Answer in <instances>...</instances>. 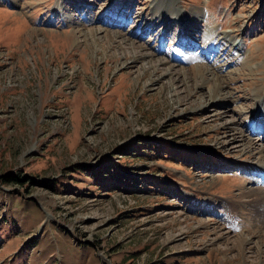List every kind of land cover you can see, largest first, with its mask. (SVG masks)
<instances>
[{
  "label": "rangeland",
  "instance_id": "obj_1",
  "mask_svg": "<svg viewBox=\"0 0 264 264\" xmlns=\"http://www.w3.org/2000/svg\"><path fill=\"white\" fill-rule=\"evenodd\" d=\"M154 1L0 0V264H264V183L250 172L264 164L249 146L263 126L247 129L264 96V0H177L181 17L198 8L207 19L179 45L174 22L154 55L161 71L119 47L129 40L152 53L138 19H120L127 10L144 25ZM113 10L118 21L105 16ZM212 26L248 53L244 61L224 43L202 54L226 64L198 66L223 67L234 102L226 115L203 107L216 82L207 75L199 87L187 56ZM173 49L187 57L170 60ZM238 132L249 147L234 142Z\"/></svg>",
  "mask_w": 264,
  "mask_h": 264
},
{
  "label": "bare ground",
  "instance_id": "obj_2",
  "mask_svg": "<svg viewBox=\"0 0 264 264\" xmlns=\"http://www.w3.org/2000/svg\"><path fill=\"white\" fill-rule=\"evenodd\" d=\"M152 8L154 10L153 11V15H152V17L150 19H147L144 22V25L142 23H140L141 19H139V17L134 15V13H129L127 10L123 11V14L121 15V19H120V21L122 20L123 22H125V25L129 21L135 22V19L136 20L138 19L137 23L139 24V27L137 28L136 32H138L139 28L142 27V32L143 33L145 31L151 33L152 38L150 39V42L151 43L152 42L156 43L155 48L153 47L152 53H142L144 55H141V52L142 51L143 52L147 51V48L144 45L143 46H137L136 43L129 44V40H127V41L125 40V42L120 43L119 47H121V50L123 51L125 56L132 55V56H135V57L137 56L139 58L141 56H144V58H146V59H151V61L148 63V65L151 68L155 69V71H158V70L161 71V68L164 65H166V61L165 60H159L157 62H154V59H155L154 55H155V53L159 52L160 47L161 48L164 47L165 40H164L163 36L169 31V29L174 24V22L177 21L184 29V33H179L180 35H178L179 42H178L177 45H179V44H181L180 42L182 41V39H181L182 37L187 36V33H193V32H189V31H191V29L194 28L197 25V23L200 24L201 22L206 21L207 18H206V12L204 10H200L198 8L196 10H192L191 13H193L192 14L193 18L192 17L189 18L188 16L181 17V12L177 9V0H155L153 2ZM174 11L178 12V15H179L177 17L178 19L177 18L176 19H174V18L164 19L163 18L164 14L169 13V12L171 13V12H174ZM52 13H53L54 16L60 17L63 20H64V17L66 16L64 14L63 10L60 9V8L57 9V10H54ZM116 13L117 12H115V10H113V12H111L109 14H105V16L106 17L107 16H111L114 19H117V21H118L119 16ZM133 15H134V17H133ZM125 16L129 17V20L124 19ZM188 19H192V22L189 23L187 21ZM108 25L112 26L111 22H109ZM160 27H161V29L157 33H155V30L160 28ZM218 30H219L218 27H213L212 26L211 29L209 30V32H205V34H204L205 35V40H203V42H202L203 47H202L201 51L198 54H195V53L194 54H188L187 53V56L188 55H193V57H195L196 60H197V64L191 69L192 72L195 73V77H194L195 82H198V79L200 77L203 76V78H204L207 75L209 76L211 81H215L216 82L214 84V89L209 93V99L207 100V102H205L203 104V107L204 108H213V111H217L218 107H223V108H221V110L224 111L223 115H226V114H228L230 112V110L228 109L229 104H233L234 102H233L232 94L223 95V88H222V86L220 84L221 83V79H222V77H221L222 73L221 72L224 71L223 67L222 68H218V67H215L213 65V67H215L214 69L208 68L206 70L203 69L204 67H198V66H201L200 64L204 63L205 61H207L209 63L208 64L209 66H210L211 63H218L219 66L222 65V66L226 67V64H223L224 60H220V57H218V56L216 57V59L213 60L212 57L202 58V54L208 55L211 52L212 53L216 52L215 50L217 48L221 49V44H224V43H226V45L228 43L231 44V47L233 49H235V50L237 49L239 51L240 55L237 54V58L239 56L240 57L245 56L244 61H246V57H247L248 53L244 52V49L241 50L242 47H240V42H236L235 40H233L232 35H231L232 31H230V32L226 31V32H222L221 34H219ZM111 36H113V35H110V37ZM115 36H117V34ZM106 37L107 36H105L104 39ZM87 38H89L94 45L99 44L100 40H101L100 38L96 37V31L88 32L87 33ZM106 41H107V39H106ZM194 42H195V44H197L196 43L197 41H194ZM185 43H187V42L184 41V44ZM126 47H128V48H126ZM204 47L206 48L205 51H204ZM229 47L227 46L228 49L225 48L226 50L225 51L221 50V52L222 51L227 52V50L230 52ZM155 49H157V51H155ZM180 50H181V48H180ZM242 52H243L244 55L241 54ZM187 56L183 52H178V51L173 49L171 57L169 56V58H170V60H173L175 62H182L183 58H186ZM189 57H191V56H189ZM205 66H206V64H205ZM250 69L252 70L253 67H250ZM164 71H165V76H171L172 72H174V70H172L171 68H167ZM202 71H203L204 74H202ZM176 75L179 76L180 78H183L182 76H180V74H176ZM209 78H207V79L204 78L203 79V83H202V81H201V83L199 82L201 84V85H199V87H203V86L207 85L210 82V81H208ZM171 81H172L171 83L174 84V82H175L174 77L171 78ZM173 88H174V85H173ZM254 102H255V107H254L255 109L252 110L251 121L248 122L249 126H247V129H249V131L251 130V133H253V134L260 133V130L258 131V129H256V125L257 124H262L263 127L261 129V132H262V134H264V96L260 95V93L257 94L254 97ZM236 134H237L238 138L235 137L234 142L238 143V144L245 143V146H247V147L252 146V148L254 150H257V155L262 156L261 157L262 158L261 161L264 164V161H263V159H264V144H263L264 137L262 139L260 137V140L256 141L258 144H256L254 142V143H252V145H249L250 142H252V140H250L245 135V133L238 132ZM243 145L242 146L241 145H237L234 149L242 148ZM251 168H252L251 171H250L251 172V176H258L259 178H262L263 179V183H264V165H261L260 163H257L255 165H253ZM256 190L258 191V193L260 192L259 188H257ZM259 195H260V193H259ZM263 196H264V192H263ZM260 199H262V198H260ZM260 202H261V200H260ZM261 205H264V204H261ZM230 211H232V209ZM261 212H262L261 216H264V207H263V209H261ZM225 225H227L230 228V230H235L236 229L235 218L231 217V215H228L227 218H226ZM216 233H218V232H215V234ZM218 239L225 240L226 242H230L231 244L233 242H234V244H237L236 243V239L232 241L231 238L227 239L226 235H220L218 237ZM256 248H254V250H256Z\"/></svg>",
  "mask_w": 264,
  "mask_h": 264
},
{
  "label": "trees",
  "instance_id": "obj_3",
  "mask_svg": "<svg viewBox=\"0 0 264 264\" xmlns=\"http://www.w3.org/2000/svg\"><path fill=\"white\" fill-rule=\"evenodd\" d=\"M19 178H13V177H8L6 182L12 183V182H19Z\"/></svg>",
  "mask_w": 264,
  "mask_h": 264
},
{
  "label": "built area",
  "instance_id": "obj_4",
  "mask_svg": "<svg viewBox=\"0 0 264 264\" xmlns=\"http://www.w3.org/2000/svg\"><path fill=\"white\" fill-rule=\"evenodd\" d=\"M5 51L0 48V62L4 59Z\"/></svg>",
  "mask_w": 264,
  "mask_h": 264
}]
</instances>
